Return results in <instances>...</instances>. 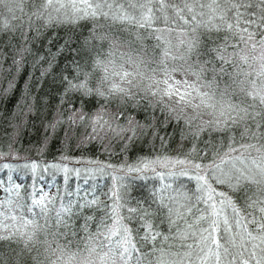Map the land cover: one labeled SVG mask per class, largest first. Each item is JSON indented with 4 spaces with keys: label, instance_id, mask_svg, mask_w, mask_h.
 <instances>
[{
    "label": "snow or ice",
    "instance_id": "obj_1",
    "mask_svg": "<svg viewBox=\"0 0 264 264\" xmlns=\"http://www.w3.org/2000/svg\"><path fill=\"white\" fill-rule=\"evenodd\" d=\"M25 68L0 160L30 123L124 159L4 163L0 264H264V0H0V104Z\"/></svg>",
    "mask_w": 264,
    "mask_h": 264
},
{
    "label": "trees",
    "instance_id": "obj_2",
    "mask_svg": "<svg viewBox=\"0 0 264 264\" xmlns=\"http://www.w3.org/2000/svg\"><path fill=\"white\" fill-rule=\"evenodd\" d=\"M62 63H63V59H61V64ZM28 71L29 69L25 68L21 72L20 79L18 81V89L14 93L13 97L10 100L6 101L5 103L0 104V111L6 110L5 117H7V115L11 113V110L14 108L17 100H19L21 95V90L23 89L24 86V82L27 79ZM38 74L39 73H37V75ZM47 87L48 85L45 84L44 90H46ZM44 90L41 91L40 95H44ZM33 91H35V89H33ZM56 102H57L56 99L53 98L52 103L55 104ZM91 107L92 106L89 105V108ZM138 118L143 119V115L141 114ZM0 131H3V129L0 128ZM42 140H43V130L39 127L33 129L30 123L28 129H25L21 134L19 143L17 144V148L19 149L20 159L6 158L5 160H0V179L7 181V177L9 175V170L4 169L2 167L4 163L21 165L26 162L24 158H28L29 160H36L40 162L41 168H43L45 164L59 162V157L61 155H67L70 157H84L85 159L94 158V159L106 160V161H110L113 164H118L124 159L123 155L119 157H111V158L108 157L103 153L98 143L90 144L87 147L81 149H77L75 143H72L70 147L65 148L61 144L60 138H53L48 143L46 149L43 152H37L36 148L41 146ZM139 154H141V148L139 145H137L133 149H130L128 153L131 159H135V157ZM143 154H147L146 147L143 149ZM69 166L81 167V168L84 167V165H79V164H70ZM11 174L16 183H21L22 185L25 186H30L33 183L32 177L30 175H25L22 172L21 173L12 172ZM43 175L45 176V179L37 183V188L43 186L45 192L55 193L57 191V186H59L61 192H63L66 187L69 191H74L76 189V185L80 184L81 194H83V190L85 188L90 189L92 183L89 182V184L86 185L83 179L77 180L73 175L72 178L69 180L68 185H65L63 181V173H57L55 181L51 180V176L49 173H43ZM108 183H110V181ZM153 184H158V181L148 180L144 182H139L136 188V196L141 199L147 200L148 193L151 190V186ZM27 190L30 189L22 190V195L24 194V191ZM101 191L107 192V188L102 187ZM101 191H98L97 195H99L102 200L107 199L106 196L101 195ZM2 196H4V192L2 189H0V197ZM86 214H90V212H87Z\"/></svg>",
    "mask_w": 264,
    "mask_h": 264
}]
</instances>
